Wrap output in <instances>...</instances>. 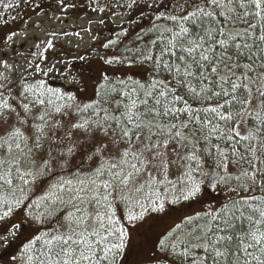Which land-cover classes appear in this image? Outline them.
I'll return each instance as SVG.
<instances>
[{"label": "snow or ice", "instance_id": "1", "mask_svg": "<svg viewBox=\"0 0 264 264\" xmlns=\"http://www.w3.org/2000/svg\"><path fill=\"white\" fill-rule=\"evenodd\" d=\"M55 5L61 21L82 6L99 26L119 18L115 39L97 33L92 39L104 49L122 46L102 57L105 64L122 73L142 67L146 76L105 74L88 101L52 87L46 77L64 74L67 64L45 63L61 33L42 22L34 27L45 39L34 38L35 60L24 74L14 77L16 67L0 56V221L24 209L43 226L13 259L121 264L129 225L220 193L218 205L158 237L157 264H264V0ZM51 7L46 0H0V26L22 12L43 17ZM16 35L6 32L0 46L14 44ZM20 228L10 221L0 248Z\"/></svg>", "mask_w": 264, "mask_h": 264}, {"label": "rangeland", "instance_id": "2", "mask_svg": "<svg viewBox=\"0 0 264 264\" xmlns=\"http://www.w3.org/2000/svg\"><path fill=\"white\" fill-rule=\"evenodd\" d=\"M52 5L47 8L46 15L43 17L32 16L29 18L21 13V18L14 22H10L6 26H0V38L6 32L15 30L17 32L15 43L11 46L4 44L0 46V56L6 53L7 62L16 67L13 74L14 77H19L25 73L30 61L35 60V57L30 55L35 52L34 43L35 37H39L42 41L45 39V33L34 27L35 24L41 23L42 28L55 30L61 35L56 39V48L50 49L44 55L48 57L45 63L57 64L58 68H63L64 63L67 64L66 71L61 74L60 71L49 73L46 79L52 87L61 88L62 90L76 95L83 101H88L95 97V89L98 83L102 82L101 77L105 74H115L122 76L124 74L135 73L136 79H143L146 76L144 68H133L131 72L122 73L119 65L109 66L103 62L102 57H111L114 54L122 52V46L118 48L104 49L100 47L101 40H93V33L102 34L110 39H115V32L119 31L117 24L121 23L119 18H116V23L111 20L105 26H99L91 23L96 19V14L90 9L80 7L76 10H70L69 15L63 21L57 20L54 17L59 15L55 11V0H46ZM25 11H27L25 9ZM9 21L15 12L9 10L6 13ZM104 15H110L105 13ZM125 20L127 14H125ZM109 27L112 31H109ZM91 28L92 31H85ZM64 31L69 32V35L64 36ZM27 32V36L23 35ZM75 32H80V36L75 35ZM15 49V51H13ZM84 57V59H80ZM64 63H59V62ZM43 67V64L41 65ZM4 71V69H0ZM40 74L29 79H38ZM75 78V79H73ZM74 163H79L75 160ZM41 195L39 187L34 190L33 197L38 198ZM220 193L205 194L199 201L181 202L175 205H168L163 213H153L146 217L144 221L135 226H128V240L126 248L121 256V264H154L157 263L154 259L153 249L160 237L175 224L188 215H194L197 212L204 210L208 204L218 205L223 199ZM24 209H18L10 220L0 221V234H3L10 226V221H15L21 225L18 236L14 242L9 243L5 248H0V264H18L13 257H18L22 251V245L30 236L38 235L39 230H43V226L35 224L31 219L23 214Z\"/></svg>", "mask_w": 264, "mask_h": 264}, {"label": "trees", "instance_id": "3", "mask_svg": "<svg viewBox=\"0 0 264 264\" xmlns=\"http://www.w3.org/2000/svg\"><path fill=\"white\" fill-rule=\"evenodd\" d=\"M144 79V78H143ZM154 264H157V263H154Z\"/></svg>", "mask_w": 264, "mask_h": 264}]
</instances>
